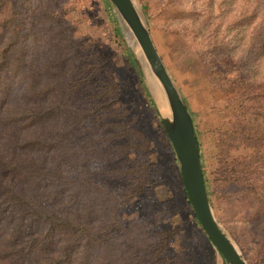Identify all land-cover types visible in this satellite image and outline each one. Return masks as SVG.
I'll return each instance as SVG.
<instances>
[{"label": "trees", "instance_id": "obj_1", "mask_svg": "<svg viewBox=\"0 0 264 264\" xmlns=\"http://www.w3.org/2000/svg\"><path fill=\"white\" fill-rule=\"evenodd\" d=\"M57 10L59 0H0V264H184L163 257L174 230L128 236L119 213L148 186L150 172L145 162L122 159L138 155L142 136L118 104V83L98 79L102 60L96 52L84 57ZM227 133L256 152L224 160L214 182L239 186L257 220L264 132L239 124ZM211 206L220 221L215 200Z\"/></svg>", "mask_w": 264, "mask_h": 264}, {"label": "rangeland", "instance_id": "obj_2", "mask_svg": "<svg viewBox=\"0 0 264 264\" xmlns=\"http://www.w3.org/2000/svg\"><path fill=\"white\" fill-rule=\"evenodd\" d=\"M134 1L192 118L211 180L207 190L214 193L210 203L215 200L223 217L219 221L212 208L214 215L248 264H264V213L253 220L239 186L214 182L224 160L256 152L232 141L227 132L239 124L264 132V0ZM57 11V21L81 43L84 57L96 52L102 60L98 79L118 83V104L130 111L142 136L135 140L138 155L122 159L123 165L145 162L150 172L148 186L119 213L122 224L129 226L128 236L141 229L145 236L174 230L164 258L224 264L185 202L159 113L108 0H59ZM110 148L109 158L120 151L118 144ZM97 158L102 160L99 167L106 166V152Z\"/></svg>", "mask_w": 264, "mask_h": 264}, {"label": "water", "instance_id": "obj_3", "mask_svg": "<svg viewBox=\"0 0 264 264\" xmlns=\"http://www.w3.org/2000/svg\"><path fill=\"white\" fill-rule=\"evenodd\" d=\"M120 28L132 51L133 60L144 77L143 67L158 83L168 112L162 114L146 83L157 108L165 134L177 163L180 178L192 212L200 229L222 258L224 264H248L236 249V244L217 221L204 181L200 152L192 120L179 90L166 69L150 32L132 0H108ZM129 37L139 49L140 56L129 43Z\"/></svg>", "mask_w": 264, "mask_h": 264}, {"label": "bare ground", "instance_id": "obj_4", "mask_svg": "<svg viewBox=\"0 0 264 264\" xmlns=\"http://www.w3.org/2000/svg\"><path fill=\"white\" fill-rule=\"evenodd\" d=\"M132 2L134 3V5L136 6L137 10L139 11L136 3L134 0H132ZM129 43L130 45L133 47V49L135 50V52L140 56V52L138 47L136 46V44L134 43V41L132 40V38L129 37ZM143 73L147 82V85L161 111L162 114H166L168 112V108L166 106V103L164 101L163 95H162V91L158 85V83L156 82V80L154 79V77L152 76V74L150 73V71L148 70L147 66L144 65L143 67ZM236 249L241 253V251L238 249L237 245H236Z\"/></svg>", "mask_w": 264, "mask_h": 264}]
</instances>
